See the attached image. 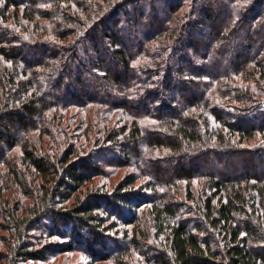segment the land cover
I'll return each instance as SVG.
<instances>
[{"label": "trees", "instance_id": "trees-1", "mask_svg": "<svg viewBox=\"0 0 264 264\" xmlns=\"http://www.w3.org/2000/svg\"><path fill=\"white\" fill-rule=\"evenodd\" d=\"M262 139L264 0H0L8 264H264Z\"/></svg>", "mask_w": 264, "mask_h": 264}, {"label": "rangeland", "instance_id": "rangeland-1", "mask_svg": "<svg viewBox=\"0 0 264 264\" xmlns=\"http://www.w3.org/2000/svg\"><path fill=\"white\" fill-rule=\"evenodd\" d=\"M259 138V136H257ZM261 139V138H260ZM264 140V139H262ZM142 149V148H140ZM0 151L7 153L6 150V145L5 143H0ZM12 151H17V149H13ZM4 154V153H3ZM154 155L155 154H151ZM5 156V154H4ZM107 159L112 160V158H104L102 162L106 161ZM101 162V163H102ZM102 163L101 168L106 169V174L104 173L103 177L101 178H96L94 182H98L99 184H103V187L107 189H112L113 184L116 183L122 176H124L127 173H137L139 176H141L140 179L136 181V186L141 183L146 181V178L142 176L139 172L132 168L125 167L121 165L120 167L114 166L111 164H106ZM2 172L0 171V183L1 180H4V174H1ZM107 185V187L105 186ZM5 187V186H3ZM0 187V197L2 200V197H6L8 199V203H11V206L18 207V213L20 214L21 211L19 208L24 210L30 202L23 197V195H17V194H12L11 191L6 190L5 188ZM15 198V199H14ZM2 213V211L0 212ZM47 221L45 219H40V223ZM4 223H8L6 218H3L2 215L0 214V264H8V260L10 261V252H9V247L12 245V236L10 235L9 231L6 230L4 227ZM117 229H124L122 225H120ZM115 230V229H114ZM113 230V233L111 234L110 238L114 237H121V234L116 233ZM117 231V230H116ZM28 234L27 236L29 237V241H32L33 246L36 245V247H39L42 243L44 242H50V241H60L59 238L57 237H51L49 238L47 234H43L42 229L40 227H29L27 230ZM120 239V238H118ZM120 241V240H118ZM123 242L119 244H113L111 239L107 241V245H113L115 246L114 248H121ZM80 247H83L82 245H79ZM9 253V254H8ZM87 257L84 254V251H79V250H70L68 252H61L57 253L54 255H51L45 259H24V260H19L18 264H74V263H85L87 261ZM94 264H116L112 259H105V260H98Z\"/></svg>", "mask_w": 264, "mask_h": 264}]
</instances>
